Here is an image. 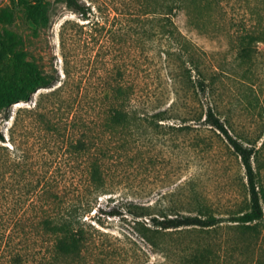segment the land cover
<instances>
[{
    "label": "rangeland",
    "instance_id": "rangeland-1",
    "mask_svg": "<svg viewBox=\"0 0 264 264\" xmlns=\"http://www.w3.org/2000/svg\"><path fill=\"white\" fill-rule=\"evenodd\" d=\"M83 1L91 6L87 19L67 0H0V131L6 137L0 138V264H10L16 221L29 214L30 198L25 204L20 200L25 198L23 172L38 169L43 155L29 108L42 93L62 84L67 69L84 82L89 78L91 88L108 86L106 80L133 51L121 39L125 20L114 18L123 0ZM222 1L225 20L217 27L182 26L183 41L149 38L145 48L134 51L138 91L146 97L160 96L151 111L169 106L179 93L188 100L181 101L180 115L162 120L150 136H141L134 159L111 164V192L100 196L97 207L102 210L92 219L118 247L119 260L107 264H264V219L250 226L232 220L249 207L246 167L224 133L203 119H191L194 112L187 106L199 113L202 102L199 97L190 99L180 81L194 61L217 69L221 114L233 133L255 142L253 161L264 185V0ZM98 19L106 25L102 32L93 24ZM247 32L251 36L246 40L253 36L256 40L251 54L242 58L239 44ZM184 41L188 44L180 50ZM197 74L193 69L192 77ZM33 75L50 77L52 86L39 87L31 100L12 103L25 95L28 88L23 84ZM78 85L69 87L76 90ZM16 116L20 123L13 129ZM183 117H189L190 128L172 127L184 122ZM193 188L221 221L212 228L167 232L163 241L168 248L159 250L143 237L142 224H153L149 215L138 222L132 212L135 204H151L159 211L184 200L193 208L197 197H190ZM114 209L120 213L106 212Z\"/></svg>",
    "mask_w": 264,
    "mask_h": 264
},
{
    "label": "trees",
    "instance_id": "trees-1",
    "mask_svg": "<svg viewBox=\"0 0 264 264\" xmlns=\"http://www.w3.org/2000/svg\"><path fill=\"white\" fill-rule=\"evenodd\" d=\"M67 1L85 19L89 18L91 6L83 0ZM223 11L222 0H123V8L114 18L125 20L121 39L133 51L118 64V71L112 74V79L106 80L108 86L91 88L89 78L84 82L81 76L74 77L67 69V78L62 84L42 93L29 108L35 115L36 135L41 142L38 151L43 149V155L37 161L38 169L30 167L23 172L25 198L20 200L25 204L27 197L30 198L26 207L29 214L16 221L10 264H107L119 260L117 245L92 222L102 210L97 207L100 196L111 192V164L134 159L141 136H150L163 125L162 120L176 118L181 101L188 100L186 95L179 93L169 106L151 111L150 105L160 96L146 97L138 91V82L133 76L138 60L134 51L139 46L145 48V39L149 38L169 37L183 41L186 34L181 31L182 26L217 27L225 20ZM102 22L98 19L93 23L101 27V32L106 27ZM250 34H243L239 44L242 58L252 52L256 39L253 36L246 40ZM186 44L184 41L180 50ZM186 68L187 73L180 79L185 84L183 88L190 99L194 101L199 97L202 102L199 113L187 106L189 112H194L191 119H203L205 124L224 133L228 144L246 167L249 207L233 215L232 220L250 226L264 219V185L253 161L257 151L255 142L233 133L221 114L217 69H205L196 61ZM193 69L198 72L195 78L192 77ZM76 82L80 83L76 90L69 87ZM33 83L37 85L33 87ZM50 86V77L33 75L31 81L23 84L28 88L25 95L15 97L12 103L20 98L31 100L39 87ZM16 92L21 93L23 89L17 88ZM183 118L184 122L172 127L190 128L191 125L186 123L189 117ZM19 123L16 116L12 128ZM0 138L6 141L1 131ZM191 192L190 197L197 196L195 207H190L192 209L184 200L180 204L161 207L159 211H154L151 204H135L132 212L139 223V217H151L153 227L142 224L140 230L143 237L159 250L168 248L163 241L167 232L212 228L221 221V217L201 199L196 188ZM106 212L120 213L116 209Z\"/></svg>",
    "mask_w": 264,
    "mask_h": 264
}]
</instances>
